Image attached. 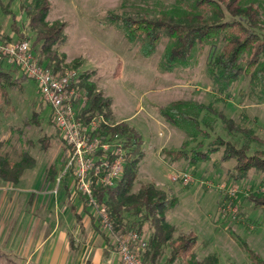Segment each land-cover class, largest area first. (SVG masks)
<instances>
[{
	"label": "rangeland",
	"instance_id": "1",
	"mask_svg": "<svg viewBox=\"0 0 264 264\" xmlns=\"http://www.w3.org/2000/svg\"><path fill=\"white\" fill-rule=\"evenodd\" d=\"M48 1L47 22L65 23L66 41L56 46L58 55L64 57L62 69L57 72L88 75L97 89L112 98L111 123L126 119L141 135L143 157L131 191L136 192L142 183L150 182L177 197V205L165 211L166 221L174 226L172 240L192 230L197 236L194 251L198 259L213 254L217 264H250L236 242L239 238L264 260V207L255 206L247 197L251 192L264 193V175L250 171L247 177L234 181L230 177L234 161L218 163L223 151L219 142L229 141L238 147L246 143L248 154L264 151V144L250 141L241 133L228 132L219 119L205 110L195 115L198 121L204 120L200 126L205 133L190 139L186 132L168 124L158 110L177 100L211 104L264 140V103H256L249 96L247 79L235 82L226 92L216 90L207 74L208 62L216 47L196 45L186 65L178 64L169 69L164 63L168 38L163 37L153 53L145 57L140 53V44L125 38L121 21L110 19L125 15L175 18L186 9V4L175 0ZM249 3L260 10V32L264 34V0H242V5ZM28 4H32V0H0V35L4 40H27L32 44L35 35L24 10ZM13 19L18 32L11 25ZM37 48L38 45L34 47L35 52ZM118 63L119 74L114 77ZM4 66L12 76L22 75L14 65ZM8 93L9 104L0 103V139L4 141L0 152L12 160H19L24 151L29 152L35 159L30 173L45 174L46 179L53 168L55 190L57 193L62 188L67 191L65 204L59 210L76 213V208L82 209V203L67 168L66 147L51 122L49 107L41 101L31 79L21 90H8ZM34 112L38 113L39 121L26 125L24 119L32 118ZM184 142L187 151L206 150L209 145L219 149L210 154L208 161L197 164L186 160L172 162L161 153L162 149H179ZM182 173L188 175L187 180L177 177ZM86 211L104 230L95 212L89 206ZM123 218L125 227L105 231L110 240L108 245L116 251L120 235L137 231L140 223V234L147 238L151 232L149 223L139 216L124 212ZM169 251L166 245L162 258L155 264H183L181 259L167 263ZM8 262L12 261L5 259L2 263Z\"/></svg>",
	"mask_w": 264,
	"mask_h": 264
},
{
	"label": "trees",
	"instance_id": "2",
	"mask_svg": "<svg viewBox=\"0 0 264 264\" xmlns=\"http://www.w3.org/2000/svg\"><path fill=\"white\" fill-rule=\"evenodd\" d=\"M185 3L186 9L175 18L165 16H112L110 19L122 23L125 38L130 42L140 44L142 56H149L155 50L163 37L169 39L164 55L166 67L188 63L189 55L196 46H213L216 52L208 62L207 74L219 93L226 92L235 82L247 79L249 96L256 103H264V34L260 20V10L253 3L242 5V0H175ZM50 9L48 0H32V4L24 7L28 17L30 29L34 32L32 50L39 63H44L53 71L62 68L63 56H59L56 46L66 41L63 21L47 22L46 16ZM228 15V17H227ZM12 27L15 26V19ZM19 37L22 34L19 33ZM10 41V40H5ZM38 45V48L34 47ZM120 64L116 65L113 76L119 74ZM23 74L14 77L5 69H0V103L9 104L8 90H21L28 80ZM79 86L85 91L87 106L82 111V118H89L96 114H103L111 119L112 99L105 96L88 75H80ZM160 116L170 125L184 132L190 139L205 133L197 120L196 114L202 110L212 113L222 123L228 132L243 134L248 140L264 144L259 136L250 128L241 127L223 111L217 110L211 104H197L191 101H172L159 107ZM39 121L37 112L32 118H25L24 123ZM112 135L118 134L123 139V146L127 149L124 155V167L121 177L115 185L95 188L94 194L99 204L106 206L109 217L113 221L114 229L125 227L123 213L127 212L139 216L143 222H148L151 232L147 238L142 260L146 264L157 263L164 254V247L170 249L166 258L167 263L181 259L183 264H217V258L209 254L198 259L195 254L197 236L192 230L178 235L174 240V226L166 221L165 211L174 208L178 199L165 190L155 187L152 183H142L136 192H132L133 182L137 176L139 161L143 157L141 150L142 139L137 130L126 122L113 123L105 127ZM223 151L218 163L234 161L230 170V177L234 181L247 177L250 171L264 175V151H254L248 154V145L235 146L233 143L219 142ZM4 141L0 139V151ZM184 142L179 149H162L161 153L169 161L186 160L190 164L206 162L210 154L219 149L216 145H209L206 150L185 149ZM35 159L24 151L19 160H12L7 154L0 152V179L17 183L25 169L33 168ZM54 173V171H52ZM52 179V178H51ZM248 199L255 206L264 207V193H249ZM84 205L87 204L84 202ZM138 226L137 232L141 230ZM239 247L245 252L250 264H264L259 253L249 247L246 241L236 238Z\"/></svg>",
	"mask_w": 264,
	"mask_h": 264
},
{
	"label": "built area",
	"instance_id": "3",
	"mask_svg": "<svg viewBox=\"0 0 264 264\" xmlns=\"http://www.w3.org/2000/svg\"><path fill=\"white\" fill-rule=\"evenodd\" d=\"M4 64L14 65L34 82L66 147L67 168L77 195L95 212L101 227L111 232L113 221L106 206L97 202L94 190L115 185L122 175L127 149L118 134L106 131L105 127L113 123L103 114L82 118L87 99L79 86L81 74L55 72L39 63L27 40L5 41L0 35V69H4ZM177 177L188 179L186 173ZM145 247L146 241L135 230L123 233L117 241V253L123 264H146L142 260Z\"/></svg>",
	"mask_w": 264,
	"mask_h": 264
},
{
	"label": "crops",
	"instance_id": "4",
	"mask_svg": "<svg viewBox=\"0 0 264 264\" xmlns=\"http://www.w3.org/2000/svg\"><path fill=\"white\" fill-rule=\"evenodd\" d=\"M52 171L47 179L30 173L31 168L17 183L0 179V264L5 259L12 261L8 264H123L81 197L82 209L76 213L59 210L67 191L57 193ZM140 235L147 242L149 235Z\"/></svg>",
	"mask_w": 264,
	"mask_h": 264
}]
</instances>
